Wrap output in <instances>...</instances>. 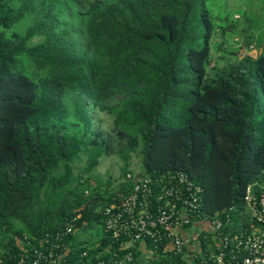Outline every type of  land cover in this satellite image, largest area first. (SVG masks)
<instances>
[{"label": "trees", "instance_id": "1", "mask_svg": "<svg viewBox=\"0 0 264 264\" xmlns=\"http://www.w3.org/2000/svg\"><path fill=\"white\" fill-rule=\"evenodd\" d=\"M215 2L0 0V264H32L22 255L55 241L66 246L59 264L128 251L122 264L183 262L149 238L121 247L106 230L103 208L131 190L134 153L142 173L181 170L201 184V211L224 233L250 228L247 187L264 186V50L221 65ZM93 109L111 116L108 131ZM104 153L124 161L117 186L93 177Z\"/></svg>", "mask_w": 264, "mask_h": 264}, {"label": "built area", "instance_id": "2", "mask_svg": "<svg viewBox=\"0 0 264 264\" xmlns=\"http://www.w3.org/2000/svg\"><path fill=\"white\" fill-rule=\"evenodd\" d=\"M127 178L133 182L131 190L103 208L106 230L113 238H124L121 247L134 244L143 247L149 238L156 247L162 244L164 254H182L183 262L179 264H264L263 185L254 187V183L247 187L245 202L250 228L224 233L221 218L201 211L203 187L185 172L167 171L154 178L128 171ZM199 222L206 225L195 232V240L190 244L183 231ZM71 227L69 224L67 231ZM203 231L213 238L205 249L199 238ZM61 234L58 232L56 236ZM65 248L57 241L46 247L36 246L31 253L23 254L21 261L29 257L32 264H59ZM148 252L150 256L156 254L155 250ZM127 259H132L131 251L123 257L113 252L107 258L98 257L96 264H122Z\"/></svg>", "mask_w": 264, "mask_h": 264}, {"label": "rangeland", "instance_id": "3", "mask_svg": "<svg viewBox=\"0 0 264 264\" xmlns=\"http://www.w3.org/2000/svg\"><path fill=\"white\" fill-rule=\"evenodd\" d=\"M215 13L218 16L219 24L225 26L224 33L213 36V41L218 46V43L224 42V46L220 50L213 46V54L216 60L220 61L221 65H227L229 60H234L246 53L256 56L264 50V0H216L213 4ZM239 24L241 32L237 28H233V24ZM242 27L247 28L243 32ZM249 34L253 39L250 44L246 43V35ZM227 53L226 59L220 55ZM213 63V62H212ZM92 115L96 120V126L108 131L112 125L111 116L106 112H99L92 110ZM87 162V155L82 154L81 157H76L73 162L74 174L77 175L82 171ZM123 159L116 153H104L100 157L99 164L93 169L92 174L94 178H102L104 180H111L109 186H117L124 178L122 176ZM129 168L134 172H140L142 169V162L140 155L134 153L130 160ZM63 170V165L60 166L59 171ZM87 174L85 173L84 176ZM83 236L91 241H97V235L92 229H88L83 233Z\"/></svg>", "mask_w": 264, "mask_h": 264}, {"label": "crops", "instance_id": "4", "mask_svg": "<svg viewBox=\"0 0 264 264\" xmlns=\"http://www.w3.org/2000/svg\"><path fill=\"white\" fill-rule=\"evenodd\" d=\"M206 223H196L195 225L193 226H190L186 229H184L183 233H184V236L189 240L190 244H192V242L195 240L193 237L195 235V232L202 228L203 226H205Z\"/></svg>", "mask_w": 264, "mask_h": 264}]
</instances>
